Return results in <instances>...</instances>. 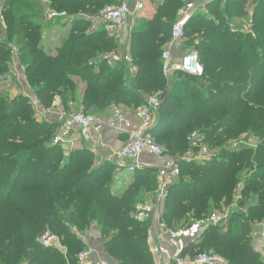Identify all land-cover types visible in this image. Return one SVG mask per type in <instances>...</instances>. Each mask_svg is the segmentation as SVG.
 <instances>
[{"label":"trees","instance_id":"obj_1","mask_svg":"<svg viewBox=\"0 0 264 264\" xmlns=\"http://www.w3.org/2000/svg\"><path fill=\"white\" fill-rule=\"evenodd\" d=\"M0 1L7 25L4 35L0 31V78L10 69L9 43L15 44L27 87L41 108H49L54 95L63 105L77 101L73 77H78L86 86L77 104L87 113L112 105L135 109L158 94L150 133L171 156L189 149L186 137L195 130L208 145H222L211 159L181 160L160 220L168 228L182 227L240 193L238 203L245 210L187 240L184 253L212 252L227 264H264L249 244L252 223L264 218V22L254 25L255 36L232 32L228 24L231 16L243 13L245 0H212L206 13L196 11L187 20L183 47L198 50L201 77L163 73L161 54L186 0H157L150 16L135 19L129 38L133 74L121 61L113 67L99 62L94 70L93 58L117 50L118 42L103 24L89 31L91 22L81 14L95 16L115 0H49L72 16L48 24L41 0ZM59 25H67L68 33L51 54L42 34ZM35 113L23 94L0 96V264H77V254L89 248L83 236L92 225L99 227L101 250L114 264H156L149 221L132 215L155 191L156 167L135 169L116 187V170L123 168L109 161L96 164L86 148L65 157L63 146L50 142L57 123L37 120ZM243 133L254 135V145L232 144ZM242 173L246 183L239 187ZM45 231L59 238L64 251L40 244Z\"/></svg>","mask_w":264,"mask_h":264},{"label":"built area","instance_id":"obj_2","mask_svg":"<svg viewBox=\"0 0 264 264\" xmlns=\"http://www.w3.org/2000/svg\"><path fill=\"white\" fill-rule=\"evenodd\" d=\"M212 0H203L197 2L186 0L177 12V19L172 25L170 42L183 41L185 39V26L189 17L196 11L207 12L206 4ZM43 19L47 22H66L71 16L65 10H57L50 5L49 0H41ZM146 6L142 1H137L133 5L128 1H121L117 5H107L102 8L95 16L81 14L91 22L90 30H95L101 23L105 24L106 30L110 37L121 42L122 51H112L115 56L119 54L122 61L128 65V70L133 74L136 70L133 59L130 55V33L134 26L135 19L139 16ZM4 8L0 1V31L4 35L7 31V25L4 18ZM232 32L235 28H230ZM125 40H122L125 32ZM242 32L255 36V32L248 26L242 28ZM12 60L9 72L5 75L6 79H12L23 87V92L29 96L32 105L36 108V116L45 117V113L53 109L56 112V119L52 120L57 123L56 131L51 137V144H60L68 148L76 146V142L89 143L93 150L98 147H104L100 141L102 124L99 117L87 113L75 101H68L63 105L58 95H54L49 108H41L39 100L25 89L26 77L24 67L19 63V48L9 43ZM109 55L106 56L108 58ZM116 58V57H115ZM114 58V59H115ZM164 61L163 73L168 76L175 71H182L196 77L204 74L203 65L200 62L199 54L194 49L186 50L176 60L171 59L170 50L165 48L161 54ZM160 107V97L158 94L148 95L144 103L135 109H127L121 105L110 106L108 115V124L119 127L127 135L125 144L111 152L107 157L108 161L117 163L119 168H123L126 173H132L135 169L149 166L140 161L142 153L146 152L154 157L161 159L156 165L157 169V187L155 191L143 202L137 204L133 218L139 222L151 220L155 212L161 211L163 202L166 198L167 191L180 175L181 160L204 161L216 157L219 153L216 147H212L205 142L201 132L195 130L186 137L189 149L179 157L165 158L164 148L159 145L149 131L156 124L158 110ZM105 158V157H104ZM228 220L227 208L221 212H212L201 218L194 219L188 224L173 229L165 226L160 221L161 233L154 236L156 241L155 251L160 254H167V249L161 244L162 239L167 238L172 247V254L166 261L160 264H227L224 258L212 252H198L190 256L185 251L187 240L196 239L202 231L210 226L226 223ZM256 228L251 232L252 237H258L264 248V219L255 224ZM41 245L45 247H54L64 251L59 238L49 231H45L39 238ZM92 251L90 248L83 249L77 254V264H114L108 257H100L90 261Z\"/></svg>","mask_w":264,"mask_h":264},{"label":"rangeland","instance_id":"obj_3","mask_svg":"<svg viewBox=\"0 0 264 264\" xmlns=\"http://www.w3.org/2000/svg\"><path fill=\"white\" fill-rule=\"evenodd\" d=\"M156 1L157 0H142V2L149 8H152V6H154V3ZM115 4H116V0L114 2L109 3V5H115ZM257 9H259V12L261 13V15L259 17H257V14H256L258 12V11H256ZM140 16L144 17L146 15H144V13L143 14L141 13L139 15V17ZM263 18H264V1H260V0H245L243 13L241 15H233V16H231V19L229 18L230 20H229L228 24H229V28H231V27L235 28L236 31L237 30L242 31V28L244 26H246V27L248 26L249 28H251L253 30L255 24H256V26L257 25L261 26V24L264 22V21L261 22V20ZM44 22H46L47 24L49 23V22H47L45 20H44ZM101 24H103V23H101ZM103 27H104V30H105L106 34L108 35V37H110V35L108 34V32L106 30L105 24H103ZM68 29L69 28L67 26L59 25V27H54V28L52 27L51 29L46 30V31L43 32V34H42V42L44 44V47L47 46L50 49L51 54H56L57 53V51H56L57 47L56 46H58L60 41L63 38L66 37V35L68 33ZM124 39H125V36H124ZM117 42H118V49L117 50H112V51H117V53L118 52L120 53L123 48H122L120 40L117 41ZM184 42H181V43L184 44ZM112 51H103L102 53H99L97 55V57L93 58V64L96 66L94 70H98L97 69L98 68L97 65H98L99 62H105L108 67H113V65H115V63L117 61L123 62L121 56H120V58L117 57V56H119V54L115 56L114 54H112ZM107 55H109L108 58H106ZM73 80L76 82L77 87H78V90H77L78 93L76 95L77 96V101H78L79 99H81V94L83 92L84 87L86 86V83L84 81H82L81 79H79L78 77H73ZM27 86H28L27 82H25V85H24L25 89L28 90V92L33 96V98H35L34 94L32 93V90L29 87H27ZM17 94H23V95L27 96L29 101H30V103H31V99L29 98L28 95L25 94V92H23V87L19 86V83L15 82L12 79H6L5 76H2L0 78V96H7L8 95L10 97H14ZM77 101H75V102L77 103ZM31 105H32V103H31ZM121 106L124 107L123 105H121ZM32 108L35 109V111H36V108L33 105H32ZM103 111L98 112V111H94V110L90 109L89 113H91V114L93 113V115H95V116H100V115H102V113H104ZM35 117H36L37 120L40 119V121L41 120H44V121L48 120L49 121V119H47V118L45 119V117L39 118L38 116H36V113H35ZM55 131H56V128H55ZM53 134H52V136H53ZM153 138H156V137L153 136ZM254 141H255V137H254V135L252 133H243L241 135V137H239L237 139V141L233 142L232 144L234 145V144L237 143V144H244V146L245 145L252 146V145H254L253 144ZM225 146H227V143H225ZM78 147L79 148H86L93 155L94 162H96V164L105 163L106 161H108L107 157L103 158L96 151H94L92 146L89 143H84L83 142V143L79 144ZM214 147H216V149H218L219 152H220V150L223 149L222 145H217V146H214ZM63 148H64V151H65V153H64L65 157H68L70 150H74L75 149L74 147L68 148L65 145L63 146ZM164 151H165V149H164ZM165 153H166L165 154L166 158H174V157L181 156V155L171 156V155H169L167 153V151H165ZM109 162H113V161H109ZM114 164H116V166H117L116 162ZM117 168H118V166H117ZM130 177H131L130 173H126L125 171L121 172L120 170H118V171L116 170V178H115L116 187H119L122 184H125L129 180ZM156 179H157V177H156ZM239 179L240 180H239V185L238 186L241 187L243 184L246 183V175L244 173H242ZM239 199H240V193H238L235 197L233 196L232 200H230L228 204L222 205V207L219 210L216 209L213 212H216V211L217 212H221V211H223V209L227 208L228 219L230 220L231 213H233L234 211L241 212L242 210H245V206L244 205L241 206L238 203ZM194 219H198V218L191 217L189 222L194 220ZM229 220H227V223H225V224H228ZM262 220L254 221L252 223V229H255L256 228L255 224L257 222H261ZM97 228L99 229V227H97ZM249 244L254 250L258 251L259 258L264 263V250L259 248V245L255 242V240L252 237V235H251V237L249 239Z\"/></svg>","mask_w":264,"mask_h":264},{"label":"crops","instance_id":"obj_4","mask_svg":"<svg viewBox=\"0 0 264 264\" xmlns=\"http://www.w3.org/2000/svg\"><path fill=\"white\" fill-rule=\"evenodd\" d=\"M121 1H128L130 2L131 5H133L137 1H142V0H121ZM197 2H201L203 0H194ZM146 6V5H145ZM146 16H150L153 13V9L149 8L146 6L145 11L142 12V14ZM67 26V25H65ZM127 31L123 32V37L122 40L124 39L125 33ZM183 41H174V42H168L165 45V48H168L170 50L171 54V59L176 60L178 57H180L187 49H184L182 46L183 44L181 43ZM182 44V45H181ZM110 107L106 108L102 113V115L98 116L99 117V122L103 125L102 131L100 133V141L104 143V147H98L97 150H95L99 155H101L103 158L108 156L111 152L116 151L120 147H122L125 142L127 141V135L125 132H123L118 126L114 127L108 124V115H109V110ZM45 119L49 120H55L56 119V112L53 109L48 110L45 113ZM83 143V141H78L76 142V146L74 148H78L79 144ZM86 143V142H84ZM72 148V147H71ZM140 161L142 163L148 164L149 166L156 167L161 162V159L154 157L146 152L142 153L140 156ZM157 177V176H156ZM163 207V206H162ZM162 213V208L161 211L155 212L154 215L152 216L151 220H149V244L151 248V252L153 255V259L155 260L156 264H160L163 261H166L168 257L172 254V247L169 244L167 238L165 237L162 239L161 244L164 245V247L167 249V254L163 253L160 254L155 251V239L154 236L161 233V227H160V217ZM98 226L92 225L90 229L86 232V234L83 236L84 242L88 245V247L91 249L92 254L90 257V261L100 258V257H105L104 253L101 250V241L100 237L98 236ZM255 242L259 245V248L263 249L262 243L260 242V239L258 237H254Z\"/></svg>","mask_w":264,"mask_h":264},{"label":"water","instance_id":"obj_5","mask_svg":"<svg viewBox=\"0 0 264 264\" xmlns=\"http://www.w3.org/2000/svg\"><path fill=\"white\" fill-rule=\"evenodd\" d=\"M149 133H150V131H149ZM173 184H174V183H173ZM170 186H171V185H170ZM170 186H169V187H170Z\"/></svg>","mask_w":264,"mask_h":264}]
</instances>
